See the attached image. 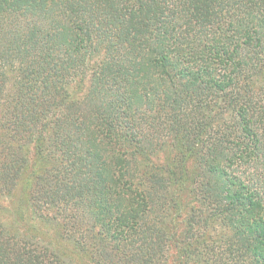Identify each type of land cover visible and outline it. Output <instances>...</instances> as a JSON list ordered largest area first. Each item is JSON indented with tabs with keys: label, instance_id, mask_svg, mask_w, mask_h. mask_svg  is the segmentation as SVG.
Returning <instances> with one entry per match:
<instances>
[{
	"label": "trees",
	"instance_id": "trees-1",
	"mask_svg": "<svg viewBox=\"0 0 264 264\" xmlns=\"http://www.w3.org/2000/svg\"><path fill=\"white\" fill-rule=\"evenodd\" d=\"M264 264V0H0V264Z\"/></svg>",
	"mask_w": 264,
	"mask_h": 264
},
{
	"label": "rangeland",
	"instance_id": "rangeland-1",
	"mask_svg": "<svg viewBox=\"0 0 264 264\" xmlns=\"http://www.w3.org/2000/svg\"><path fill=\"white\" fill-rule=\"evenodd\" d=\"M168 264H178L177 263V259L174 256V253L172 251L170 252V256H169V259H168Z\"/></svg>",
	"mask_w": 264,
	"mask_h": 264
}]
</instances>
